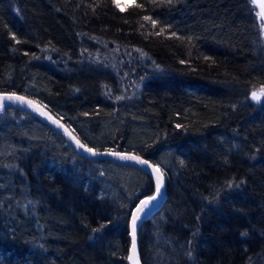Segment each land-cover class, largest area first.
Instances as JSON below:
<instances>
[{
	"label": "trees",
	"instance_id": "1",
	"mask_svg": "<svg viewBox=\"0 0 264 264\" xmlns=\"http://www.w3.org/2000/svg\"><path fill=\"white\" fill-rule=\"evenodd\" d=\"M261 88L251 0H0V91L164 172L143 264H264ZM153 191L144 172L0 108V264H126L130 212Z\"/></svg>",
	"mask_w": 264,
	"mask_h": 264
},
{
	"label": "water",
	"instance_id": "2",
	"mask_svg": "<svg viewBox=\"0 0 264 264\" xmlns=\"http://www.w3.org/2000/svg\"><path fill=\"white\" fill-rule=\"evenodd\" d=\"M254 6L261 12L264 13V0H251ZM262 90L257 89L253 91L249 95L250 102L260 103V101L264 98L262 95ZM253 93H256L259 96V99H253ZM6 97H12V99H4ZM18 97L23 98L17 99ZM11 107L15 109H19L25 112H28L38 118L41 122L47 125L50 129L60 135L69 145L70 147L81 157L88 160H107L109 162L129 166L136 168L145 174H147L154 183V191L152 194L143 196L140 198L135 206L132 208L128 221V233H129V248L126 257V264H143L140 255V229L142 224L147 221L152 215H154L163 205V202L166 197L167 190V180L164 172L161 168L153 163L151 160L131 151H121V150H109V149H94L89 147L86 143H84L76 133L69 127L64 121H62L59 117H57L54 113H52L45 105L36 99L29 97L27 95H23L16 92H7L0 91V108ZM62 125L63 127H61ZM67 130V131H66ZM69 133L71 135H69ZM75 137V139H73ZM77 140L81 144L86 145L88 148L93 149L96 152V155H93L90 152L85 151V149L81 148L77 144ZM115 153V154H113ZM122 156H138L142 160H146L147 164L138 163L135 160L122 159ZM159 171H156V170ZM158 179L160 181V194L157 195L156 188ZM157 196V199L152 201L148 207L144 209L143 212L138 213L137 209L141 204V201L146 200L148 197ZM138 216L139 218L136 220V228H135V247H133V217ZM131 257V259H129Z\"/></svg>",
	"mask_w": 264,
	"mask_h": 264
},
{
	"label": "snow or ice",
	"instance_id": "3",
	"mask_svg": "<svg viewBox=\"0 0 264 264\" xmlns=\"http://www.w3.org/2000/svg\"><path fill=\"white\" fill-rule=\"evenodd\" d=\"M169 2H171V0H169ZM146 19H147V17H146ZM153 23H155V22H153ZM173 35H174V34H173ZM261 94L264 95V90H262V93H261ZM259 98H260V97L257 96L256 93H253V99H259ZM4 99H12V97H6V98H4ZM17 99H21V100H22L23 98L18 97ZM60 126L63 127L62 125H60ZM66 131H67V130H66ZM69 135H71V134L69 133ZM73 139H75V137H73ZM76 142H77L78 146L81 147V148H83V149H85V151L90 152V153H92L93 155H96V154H97L96 152L93 151V149L88 148V147H87L86 145H84V144H81V143L79 142V140H77ZM113 154H115V153H113ZM121 158H122V159L135 160V161H137L138 163H141V164H147V163H148L146 160H142V159H140V157H138V156H122ZM156 171H159V170L157 169ZM156 192H157V195L160 194V181H159V179H158V183H157ZM156 199H157V196L154 195V196L148 197L146 200L141 201V204H140V206L138 207L137 212H138V213L143 212L144 209H145L146 207H148L149 204H150L152 201L156 200ZM138 218H139L138 216H134V217H133V221H132V223H133V247H135V228H136V220H137ZM129 259H131V257H129Z\"/></svg>",
	"mask_w": 264,
	"mask_h": 264
},
{
	"label": "rangeland",
	"instance_id": "4",
	"mask_svg": "<svg viewBox=\"0 0 264 264\" xmlns=\"http://www.w3.org/2000/svg\"><path fill=\"white\" fill-rule=\"evenodd\" d=\"M133 0H116L117 2V5L119 8H123L125 5L127 4H130ZM259 18L262 22V27H263V30H264V13H261L259 11Z\"/></svg>",
	"mask_w": 264,
	"mask_h": 264
}]
</instances>
